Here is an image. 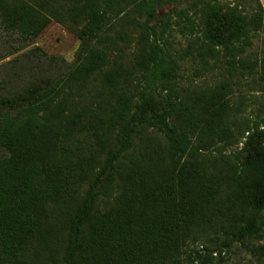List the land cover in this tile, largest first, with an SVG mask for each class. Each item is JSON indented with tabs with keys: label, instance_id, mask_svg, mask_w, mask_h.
I'll list each match as a JSON object with an SVG mask.
<instances>
[{
	"label": "trees",
	"instance_id": "trees-1",
	"mask_svg": "<svg viewBox=\"0 0 264 264\" xmlns=\"http://www.w3.org/2000/svg\"><path fill=\"white\" fill-rule=\"evenodd\" d=\"M165 1L0 0L6 34L31 42L55 21L79 40L72 64L36 48L0 79V264H192L200 235L221 238L219 254L261 237L264 129L236 126L232 95L238 70L255 69L241 56L263 5L195 0L153 23ZM171 25L197 72L225 62L228 75L181 85ZM242 140L232 163L223 151Z\"/></svg>",
	"mask_w": 264,
	"mask_h": 264
},
{
	"label": "rangeland",
	"instance_id": "rangeland-1",
	"mask_svg": "<svg viewBox=\"0 0 264 264\" xmlns=\"http://www.w3.org/2000/svg\"><path fill=\"white\" fill-rule=\"evenodd\" d=\"M195 0H166L164 4L156 9V20L153 23H164L169 18L173 19L175 11L184 9L190 6ZM221 5H240V8L246 13H251L254 4L249 0H216ZM264 9V0H259ZM175 18V16H174ZM166 34L171 49L185 56L184 60H180V75L181 85H204L213 86L222 81L227 74L223 69L226 66L225 62L219 63L217 68L209 70L207 73L201 74L196 69L201 67L199 60H192L187 57L186 49L189 45L190 36L182 35L179 30L172 28ZM123 30L129 33L130 37L137 36V28L131 23L123 25ZM74 31L67 29L65 26L52 21L48 27L40 34L38 38L31 42H24L15 36L6 34L0 28V79L6 78L8 63L11 60L20 58L23 54L41 49L36 54H45L49 57H56L63 65H69L74 62L76 53L79 48V40ZM135 44L128 45L124 53L125 57L130 58L135 50ZM14 55H10L14 53ZM241 58L253 62L255 69L249 72L246 69H239L238 76H235L233 81L234 93L232 95V103L236 111L234 112V121L237 127L260 126L264 129V29L258 30L256 37L252 39V46L246 49ZM211 63H214L211 61ZM228 75V74H227ZM226 75V76H227ZM11 82H14L11 79ZM236 128V127H235ZM233 144L223 151L226 159L232 163H239L244 159L242 153L243 143ZM215 153V151H214ZM217 154V153H215ZM112 198V197H111ZM264 221V212L262 214ZM261 237L251 239L245 245L234 243L229 248L222 250L221 254L217 251L223 247V240L216 237L212 233L197 237L196 242L189 241L185 248V262L189 263L188 256L194 258V252L200 251L205 259L194 260L192 264H264V225L261 229ZM208 255H212L210 259ZM208 256V257H207ZM45 259H36L34 264H47Z\"/></svg>",
	"mask_w": 264,
	"mask_h": 264
}]
</instances>
